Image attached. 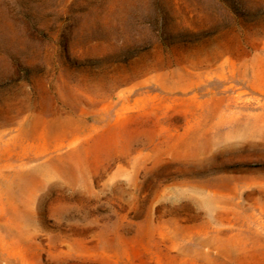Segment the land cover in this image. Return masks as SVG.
Masks as SVG:
<instances>
[{
    "label": "rangeland",
    "instance_id": "374dc122",
    "mask_svg": "<svg viewBox=\"0 0 264 264\" xmlns=\"http://www.w3.org/2000/svg\"><path fill=\"white\" fill-rule=\"evenodd\" d=\"M0 264H264V0H0Z\"/></svg>",
    "mask_w": 264,
    "mask_h": 264
},
{
    "label": "bare ground",
    "instance_id": "6f19581e",
    "mask_svg": "<svg viewBox=\"0 0 264 264\" xmlns=\"http://www.w3.org/2000/svg\"><path fill=\"white\" fill-rule=\"evenodd\" d=\"M84 102V101H83ZM86 103V102H85ZM29 106V105H28ZM27 107V106H26ZM31 107V106H30ZM29 107V108H30ZM28 112V111H27ZM33 112V111H32ZM42 112V111H41ZM68 112H70V111H68ZM26 113V112H25ZM29 114V113H28ZM39 114V113H38ZM41 114V113H40ZM21 115H23V114H21ZM21 115H19V116H21ZM26 115H27V113H26ZM23 117V116H22ZM18 118V117H17ZM25 118V117H24ZM67 118V117H66ZM19 119V118H18ZM46 119V118H45ZM63 122V121H62ZM65 122H66V120H65ZM64 123V122H63ZM2 124H3V122H2ZM8 125H9V123H8ZM13 125V124H12ZM8 127V126H7ZM68 127V126H67ZM6 130V129H5ZM18 130H19V132H18V136L20 137V136H22L23 135V133H24V126H23V123H18ZM35 132L36 134H38V126H37V124H34V126H33V128H32V132ZM67 131H69V130H67ZM17 132V131H16ZM2 133V132H1ZM29 133V132H28ZM47 133V130L46 129H44V128H41L40 129V131H39V134H46ZM8 136V135H7ZM11 138V137H10ZM7 139V138H6ZM8 140V139H7ZM77 140V139H76ZM19 141V140H18ZM66 141V140H65ZM74 141V140H73ZM72 142V141H71ZM70 142V143H71ZM4 143V142H3ZM72 144V143H71ZM25 146V145H24ZM62 146V145H61ZM26 147V146H25ZM54 174V173H53ZM56 174V173H55ZM50 176V175H49Z\"/></svg>",
    "mask_w": 264,
    "mask_h": 264
}]
</instances>
